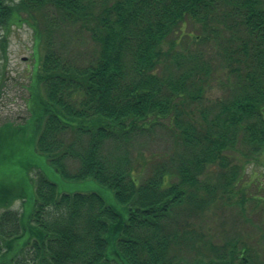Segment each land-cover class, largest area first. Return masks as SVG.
Segmentation results:
<instances>
[{
	"label": "trees",
	"instance_id": "1",
	"mask_svg": "<svg viewBox=\"0 0 264 264\" xmlns=\"http://www.w3.org/2000/svg\"><path fill=\"white\" fill-rule=\"evenodd\" d=\"M43 7L52 11L38 17ZM55 15L89 32L97 51L88 62L69 57L53 38L60 24L46 17ZM23 22L33 30L35 51L40 44L44 51L35 54L25 120L0 124V264H264V249L237 238L209 245L213 254L180 255L171 220L185 204L229 199L244 171L232 152L245 162L264 148V0H0V92L7 32ZM189 36L211 42L208 52L220 43L234 76L230 93L201 119L186 105L201 98L209 64L198 53L169 57ZM181 58L191 64L184 67ZM155 123L183 151L138 180L126 144ZM24 149L44 154L64 181L93 177L109 187L126 216L96 191H59L33 163L26 173L33 171L34 205L24 216V176L16 167L10 176ZM69 157L78 160L74 170ZM15 199L20 208L10 207Z\"/></svg>",
	"mask_w": 264,
	"mask_h": 264
},
{
	"label": "rangeland",
	"instance_id": "2",
	"mask_svg": "<svg viewBox=\"0 0 264 264\" xmlns=\"http://www.w3.org/2000/svg\"><path fill=\"white\" fill-rule=\"evenodd\" d=\"M94 1L96 4L102 5L103 2L107 3L111 0ZM43 8L36 9L38 17H40V12L52 11L48 7ZM47 14L52 16L51 13ZM46 19L61 23L58 15H55L54 18L46 17ZM51 24L55 26L54 23ZM57 28L52 33L53 38L60 43L64 53L69 57L81 63L88 62L96 55L97 44L94 43L85 27L60 24V27L58 25ZM185 29L187 32L195 31L190 25ZM211 46V42L203 43L189 36L178 40L174 48L169 51L170 58L173 54H184L187 57L191 53H198L209 64V74H201L207 78L201 98L190 101L186 105L187 110L191 111V114L197 119H201V111L207 109L213 101L223 99L230 93L229 86L234 80L233 74L227 72L220 43L216 44L217 52L215 50L206 51ZM6 51V78L0 92V124L5 121L20 123L25 120L28 114V84L31 69L36 63L35 54H42L44 47L40 44L37 52L35 51L33 30L31 26L23 22L14 23L9 27ZM181 62L184 67L191 64V61L186 58H181ZM162 69H164L163 66ZM159 121L166 122V119ZM139 131L140 129H137L132 133L126 145L131 155L134 174L137 175L138 180H141L150 175L157 165L170 166L183 149L163 124L155 123L144 132ZM232 153L236 156L235 161L243 163L244 171L240 174V179L236 181L234 193L229 199L217 198L215 202L201 208L185 204L178 207L176 213L172 215L171 220L180 232V239L173 246V251L180 255L197 256L200 254V250L207 254H213L214 251L209 248V245H218L235 238L241 242L245 241L262 253L264 249V148L255 158L245 162H243V157L238 149ZM66 162L70 170H74L78 166L77 159L69 157ZM29 163L44 168L47 175L57 181L59 191H96L107 203L117 208L121 217L126 216L125 209L122 204L116 201L113 191L109 187L93 177L64 181L65 179H61L60 173L54 171L49 165L44 154L28 152L25 149L20 151L16 157V163L11 171L13 174L10 175L14 177V168L16 167V174L24 176L27 187V195L22 205L24 216L31 211L34 205L33 171L30 170L28 174L26 173ZM212 180V176L208 177L209 182L212 183ZM254 196H259V198ZM20 203V199L15 200L10 207L19 208ZM112 247L109 242L107 245L108 254L112 253Z\"/></svg>",
	"mask_w": 264,
	"mask_h": 264
}]
</instances>
